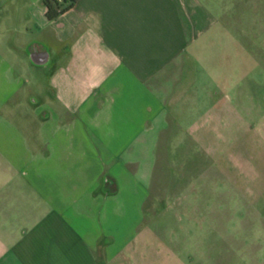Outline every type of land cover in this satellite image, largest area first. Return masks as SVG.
I'll use <instances>...</instances> for the list:
<instances>
[{"label":"crops","instance_id":"1","mask_svg":"<svg viewBox=\"0 0 264 264\" xmlns=\"http://www.w3.org/2000/svg\"><path fill=\"white\" fill-rule=\"evenodd\" d=\"M25 1L27 23H48L43 0ZM22 2L0 0V18ZM57 21L59 39L77 42L38 68L62 111L41 117L34 159L8 153L18 159L0 171L19 179L0 186V264H113L144 218L164 136L190 138L196 121L186 122L205 126L213 108L194 114L197 92L214 99L199 90L196 50L219 25L200 0H75ZM0 45L3 108L26 81L9 59L14 45ZM215 109L226 115L221 98Z\"/></svg>","mask_w":264,"mask_h":264},{"label":"rangeland","instance_id":"2","mask_svg":"<svg viewBox=\"0 0 264 264\" xmlns=\"http://www.w3.org/2000/svg\"><path fill=\"white\" fill-rule=\"evenodd\" d=\"M200 1L219 25L196 50L199 90L209 86L214 99L197 92L194 114L213 108L205 126H196V117L186 122L196 121L190 138L164 136L144 218L128 227L133 234L113 264H264V0ZM25 2L8 4L0 18V40L14 45L9 59L26 81L0 107V171L17 155L34 159L44 148L41 117L62 111L45 68L35 67L25 48L41 45L55 60L77 42L59 39V21L27 23ZM220 98L226 115L218 118ZM11 177L0 173V186L19 181ZM108 228L120 226L115 220Z\"/></svg>","mask_w":264,"mask_h":264},{"label":"trees","instance_id":"3","mask_svg":"<svg viewBox=\"0 0 264 264\" xmlns=\"http://www.w3.org/2000/svg\"><path fill=\"white\" fill-rule=\"evenodd\" d=\"M45 17L49 22L59 19L75 6V0H43Z\"/></svg>","mask_w":264,"mask_h":264},{"label":"water","instance_id":"4","mask_svg":"<svg viewBox=\"0 0 264 264\" xmlns=\"http://www.w3.org/2000/svg\"><path fill=\"white\" fill-rule=\"evenodd\" d=\"M31 63L36 67H47L51 64V55L49 51L29 52Z\"/></svg>","mask_w":264,"mask_h":264},{"label":"flooded vegetation","instance_id":"5","mask_svg":"<svg viewBox=\"0 0 264 264\" xmlns=\"http://www.w3.org/2000/svg\"><path fill=\"white\" fill-rule=\"evenodd\" d=\"M37 50L40 51V52L43 51V49L40 48V47H37Z\"/></svg>","mask_w":264,"mask_h":264}]
</instances>
